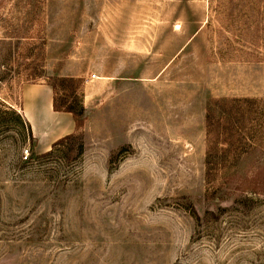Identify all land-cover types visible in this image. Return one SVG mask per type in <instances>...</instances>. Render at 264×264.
Listing matches in <instances>:
<instances>
[{
    "label": "rangeland",
    "instance_id": "374dc122",
    "mask_svg": "<svg viewBox=\"0 0 264 264\" xmlns=\"http://www.w3.org/2000/svg\"><path fill=\"white\" fill-rule=\"evenodd\" d=\"M0 264H264V0H0Z\"/></svg>",
    "mask_w": 264,
    "mask_h": 264
},
{
    "label": "trees",
    "instance_id": "16d2710c",
    "mask_svg": "<svg viewBox=\"0 0 264 264\" xmlns=\"http://www.w3.org/2000/svg\"><path fill=\"white\" fill-rule=\"evenodd\" d=\"M50 86H51L54 94H56V90H55L56 88H55L54 84H50ZM236 100H240V99L225 97V98H212L208 101L207 107H206V124L208 127V130H207L208 140L213 135V134H210V131H211L210 127H211V124L213 122L214 115L216 114L215 109L219 108V106H225L228 102H234ZM52 108L54 111H63V112L71 113L74 124L76 127L82 121V118H84V108L82 106H80L78 109H75V108L70 107V106L59 105L57 103L55 95L53 96V99H52ZM220 116H222V117L225 116L229 120V118L231 117V110L230 109H223L222 112L220 113ZM71 137H74V135L73 134L65 135V136L59 138L56 142H54V145H56L58 142H61L64 139L71 138ZM50 153H51V150L45 152L43 155H49Z\"/></svg>",
    "mask_w": 264,
    "mask_h": 264
},
{
    "label": "crops",
    "instance_id": "0c3cea01",
    "mask_svg": "<svg viewBox=\"0 0 264 264\" xmlns=\"http://www.w3.org/2000/svg\"><path fill=\"white\" fill-rule=\"evenodd\" d=\"M47 89V94L45 95V105L43 107V111L37 112L35 113L31 108H27L26 106L23 109V113L24 116L26 117L28 123L30 124L31 130L34 132V134H37L36 129L39 126V121L43 124V127L45 126L46 123V119L53 117L52 115H54L55 117L59 114H66L69 115V113L67 112H61V111H54L52 108V97H51V90L50 88H46ZM35 98V97H34ZM29 100V99H28ZM32 103H35L36 100L34 99H30L29 100ZM36 106H42V103L40 104V100L37 104H35ZM40 118V120H39ZM69 121L67 122L66 125H61L60 124V128H58L56 134H66V133H70L74 128V121L73 118L71 116V118H69Z\"/></svg>",
    "mask_w": 264,
    "mask_h": 264
},
{
    "label": "built area",
    "instance_id": "2783aa9c",
    "mask_svg": "<svg viewBox=\"0 0 264 264\" xmlns=\"http://www.w3.org/2000/svg\"><path fill=\"white\" fill-rule=\"evenodd\" d=\"M23 153H24V158H26V157H27V154H28V150L25 149V150L23 151Z\"/></svg>",
    "mask_w": 264,
    "mask_h": 264
}]
</instances>
